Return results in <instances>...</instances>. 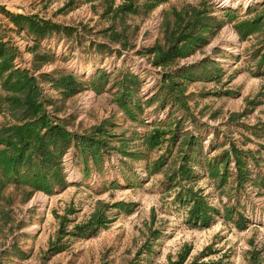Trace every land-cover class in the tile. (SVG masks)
Instances as JSON below:
<instances>
[{
    "label": "rangeland",
    "instance_id": "1",
    "mask_svg": "<svg viewBox=\"0 0 264 264\" xmlns=\"http://www.w3.org/2000/svg\"><path fill=\"white\" fill-rule=\"evenodd\" d=\"M13 14L30 16L44 34L23 18L20 29ZM254 15L262 22L240 36L234 23ZM193 16L202 17L188 27ZM0 40L36 80L41 102L26 119L20 105L5 103L0 128L34 119L38 132L47 123L69 134L102 129L96 160L85 154L87 170L72 138L63 177L48 188L23 181L20 170L6 176L0 165V264H264V0H0ZM172 42V58L153 61L152 46ZM202 59L212 77L185 81L179 101L166 85L163 97L148 99L164 71ZM62 70L81 82L78 90L52 84ZM97 70L108 76L95 90ZM129 74L138 83L122 102L118 81ZM153 128L157 140L145 139ZM187 190L204 202L206 224L187 221Z\"/></svg>",
    "mask_w": 264,
    "mask_h": 264
},
{
    "label": "trees",
    "instance_id": "2",
    "mask_svg": "<svg viewBox=\"0 0 264 264\" xmlns=\"http://www.w3.org/2000/svg\"><path fill=\"white\" fill-rule=\"evenodd\" d=\"M123 7L124 4L120 6V8ZM250 9H255V6L251 4L246 7V11ZM221 12L229 18L235 17L237 15L236 11L233 8H223ZM201 17L202 16H199V18L196 19V16H193L192 18H190L187 21L188 27L191 22L198 21ZM20 18L26 20V25L37 36H42L44 34L43 30L32 28V25L35 21L31 19L30 16L13 14L10 17V19L20 29H26L19 20ZM206 18L213 20L214 26H218L221 21L217 16H212L209 14H206ZM260 22H262V17L254 15L250 18L237 20L234 23V27L239 35L242 36L246 33L251 32L252 30H255ZM204 24L208 25V23ZM192 40L194 39L191 38V42ZM172 49H174L173 42L171 46H167L166 48H157L155 46H152L151 51L155 55L153 61L157 60L158 64H163L166 57L171 59ZM13 56L14 51H12V48H10L4 41L0 40V89L19 93L16 96H11V98L9 96L0 95V109L2 110V108H4L6 104L8 105L9 101L12 108V102H14V105L18 104L21 107L19 117L21 119H26L29 116H34V111L36 109H40L41 107V102L38 96V85L36 80L32 76H29L24 68L17 67L12 63ZM155 57L157 58L155 59ZM205 60L206 59H202L195 64H188L170 71H164V74L160 79V84L156 87V90L148 99H152V97L154 96L156 98L159 97V99L160 97H163V93L160 91V87L166 85L165 92L169 94L168 97H170L174 101H179L181 99L179 89L182 90L185 81L201 79L203 77L209 76L212 77V74L208 75L201 70L202 66H204L206 63ZM257 64H259L260 68H264V50L260 52V58L257 61ZM59 72L65 73H63L61 76L49 77V80H51L52 84L59 85L67 93L79 89L81 82L77 80V77L74 74H72L70 71L65 70ZM107 76L108 75L105 74L102 70L96 71L94 81H92V86L95 90L100 89V87L102 86V82L104 81V79L106 80ZM129 77L130 79L125 78V76L123 77V75H121L118 81L120 86L119 93L124 94L121 98L122 102H127L124 97H128L131 92L134 91L138 83V78L135 75L129 74ZM19 79H24V82H26L25 86L28 87L30 92L28 90L21 89ZM13 84L16 86H12ZM22 91H24L25 93H23ZM133 104L136 107L138 106V103ZM40 116L41 115H38V117ZM159 122H161V120H159ZM174 123V127L171 131L173 133L171 135L175 134L177 136L179 135V125L177 118L175 119ZM34 124V119H29L20 122V124H11L5 126L7 128H0V165L4 167V175L16 177L18 170H20L22 171L21 176L23 177V181L28 179V181L31 183L34 182V179L36 178L39 185L48 188L51 182L60 181V179L63 177L64 173H62L63 167L61 164V154H63L65 149L70 145L72 138L74 142L80 140L79 143L82 144V146L80 145L79 151L83 155L85 170H87L85 159L88 157L85 154H91L92 159L96 160V155L99 153V150L97 147L98 140L95 138L94 133H99L100 131H102L100 125L97 128H94L95 132H90L87 135H79L77 133L69 134L68 131H66L63 126L58 123H47L48 126L46 127V129L44 131L38 132ZM3 129L7 131V134L3 133ZM157 129L158 128H153V130L150 131L151 133L147 135V137L145 136V139L157 140L160 135V130ZM182 133H186V131H183ZM190 134L191 133H189V138H187L185 142L189 145H191V143L194 141V136ZM173 138L172 136H169V139ZM237 159L238 161H240V155H238ZM185 195H187V198L191 201L188 208L187 221L191 220L193 224H206L210 218V214L204 208V202L202 203L199 199H197V196H195L192 190H187ZM231 211L232 209H228L227 206H224L225 214L227 213V215L230 216ZM240 219L242 218L238 215L237 218L234 219V222L238 225ZM97 221H100V218ZM90 225L91 224H86L81 227V229Z\"/></svg>",
    "mask_w": 264,
    "mask_h": 264
}]
</instances>
